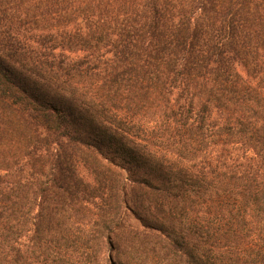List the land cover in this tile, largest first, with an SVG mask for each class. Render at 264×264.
Here are the masks:
<instances>
[{"label": "trees", "instance_id": "16d2710c", "mask_svg": "<svg viewBox=\"0 0 264 264\" xmlns=\"http://www.w3.org/2000/svg\"><path fill=\"white\" fill-rule=\"evenodd\" d=\"M0 264H264V0H0Z\"/></svg>", "mask_w": 264, "mask_h": 264}, {"label": "rangeland", "instance_id": "374dc122", "mask_svg": "<svg viewBox=\"0 0 264 264\" xmlns=\"http://www.w3.org/2000/svg\"><path fill=\"white\" fill-rule=\"evenodd\" d=\"M236 69L241 75H244V71L242 70V68L240 66H237ZM79 171H80V174H82L84 177L88 178L87 171L85 170V168H83L81 166L79 168Z\"/></svg>", "mask_w": 264, "mask_h": 264}]
</instances>
